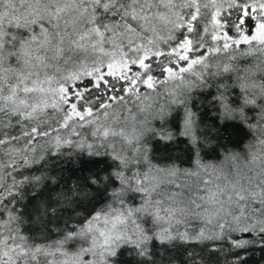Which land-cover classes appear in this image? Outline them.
<instances>
[{"label":"snow or ice","instance_id":"obj_1","mask_svg":"<svg viewBox=\"0 0 264 264\" xmlns=\"http://www.w3.org/2000/svg\"><path fill=\"white\" fill-rule=\"evenodd\" d=\"M0 264H264V0H0Z\"/></svg>","mask_w":264,"mask_h":264}]
</instances>
